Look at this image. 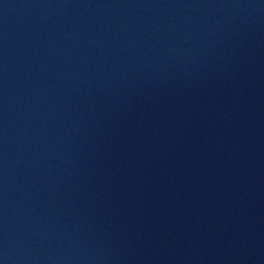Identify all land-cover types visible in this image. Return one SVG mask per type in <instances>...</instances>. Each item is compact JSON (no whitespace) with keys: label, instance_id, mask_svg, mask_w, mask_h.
Wrapping results in <instances>:
<instances>
[{"label":"water","instance_id":"1","mask_svg":"<svg viewBox=\"0 0 264 264\" xmlns=\"http://www.w3.org/2000/svg\"><path fill=\"white\" fill-rule=\"evenodd\" d=\"M0 264H264V0H0Z\"/></svg>","mask_w":264,"mask_h":264}]
</instances>
